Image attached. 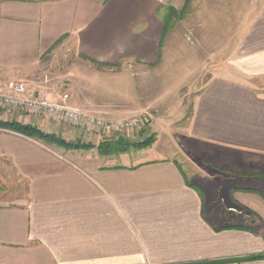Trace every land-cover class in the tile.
Segmentation results:
<instances>
[{"label":"crops","instance_id":"1","mask_svg":"<svg viewBox=\"0 0 264 264\" xmlns=\"http://www.w3.org/2000/svg\"><path fill=\"white\" fill-rule=\"evenodd\" d=\"M190 1L0 0V82L7 88L22 81L46 97V63L56 52L67 53L88 63L84 70L74 67L86 79L76 80V103L85 111L108 119L144 113L155 137L167 133L184 160L264 172V92L249 80L264 74V51L234 52L233 63L213 55V62L195 70L201 62L192 50L187 71L203 70L206 77L180 103L176 121L162 112L160 99L145 106L132 102L134 82L160 67L170 14ZM215 1L226 9L225 0H212L210 7ZM251 4L252 32L264 25V0ZM227 5L241 9L242 0ZM39 83L45 92L33 87ZM5 117L1 121H9ZM10 120L67 141L85 138L66 125L46 130L45 120L38 125L31 115ZM92 139L85 140L90 147L63 154L35 136L0 131V264H264V232L239 222L214 224L217 213L235 214L211 206L214 198L185 175L173 153H100L99 139ZM169 143L165 147L176 151ZM241 177L235 182L245 181ZM243 187H229L233 199L241 203L248 195L264 218V200Z\"/></svg>","mask_w":264,"mask_h":264},{"label":"rangeland","instance_id":"2","mask_svg":"<svg viewBox=\"0 0 264 264\" xmlns=\"http://www.w3.org/2000/svg\"><path fill=\"white\" fill-rule=\"evenodd\" d=\"M230 1L225 0L223 3L226 9H220L218 8L220 1H215L212 4L213 6L210 7L212 0H191L189 3L184 4L183 9L177 10L175 14H170L167 35L165 36L161 52L160 67L149 74L147 73L145 76H140V84H138L139 81L138 83L137 81L136 83L134 82L133 85L136 86L137 91L135 92L136 98L135 101H132L133 103L137 105L143 103L142 105L145 106L148 105L145 101L160 99L163 102L162 112L166 113L168 110L172 115L171 119L176 121L182 109L180 103L188 102L206 77V73L203 70L198 73L187 71L188 68H193V65L190 67V59L192 58L189 56L192 50H195L196 54L198 53L200 56L199 61L201 62L200 66H195V70L203 69V63H207L205 65L206 67L210 64V60L213 62V55H220L221 60L233 63L232 54L234 52L240 56H247L250 54L249 51L251 48L254 49L255 53L264 51V25L259 27L255 26L252 32L250 30L251 19L256 12V9L251 4V0H242L241 9L226 6V2L229 3ZM66 54L56 52L53 58L46 63V70L44 72L46 77H43V82L45 81L44 83H46V92L43 91V85L40 83V85L33 84V87L41 92H45L46 97L54 101H59L61 99L60 96L63 95L62 93L67 92V95L69 94V98H71V101L68 100L69 103L78 104L76 103V99L80 93L76 87V80L80 81L84 77L80 75L77 77L75 75L77 73L74 72V67L78 66L79 69L84 70V66L88 65V63L80 58L76 59L74 56ZM224 55H226V58L223 57ZM182 70L183 72H179ZM83 80L85 81L86 79L84 78ZM249 80L264 92V74L251 75ZM58 97H60L59 100L56 99ZM124 104L126 103L124 102ZM150 110L153 115L158 113V109ZM138 115L133 114L132 117L126 118L116 117L117 119L114 120L136 118ZM5 118V120L10 121L11 117ZM102 118L104 120L108 119L105 117ZM45 122L46 130L50 129L52 125H54V129L62 128L61 124H57L49 118H46ZM150 123V120L145 121L138 130L115 131L114 133L109 132L107 134L94 131L89 133L84 129L78 130L77 128L76 130L82 133L83 138L85 137L84 139L76 137L68 139L67 141L59 136L58 138L66 142L65 144L44 141L55 150L62 151L63 154H68L66 152L69 149H80V147H74L77 144H85L87 145L86 147H90L91 141H87L88 143L86 144L85 140L91 139L93 141L92 137L94 136L99 139L98 145L102 150L116 154L130 153L132 154V158H156L157 156L173 153V157L180 162V166L185 175L191 181L200 185L206 194L214 198L213 202L210 203L211 206H222L228 214H235L230 217H219L217 215L220 214L217 213L215 214L216 217L213 218L214 224L224 225L239 222L241 225L238 226L243 229H248L252 232H264V218L253 209L254 207L251 206L248 195L242 196L243 201L239 203L233 199L234 196L231 189H229L231 185L240 184L244 186L241 188L244 193L253 192L251 188L245 187H256L264 191V172L254 174L235 173L210 164L202 168V165H198L190 158L184 160L183 156L185 157V155L180 152L176 142L166 136L167 133L160 135L157 139L155 133L151 131L152 126ZM38 124L41 125V123ZM54 136L57 137L56 135ZM37 138L40 139L39 137ZM168 140L170 142L169 144L176 151H171L165 147L166 141L168 142ZM144 142L147 144L141 147L138 146ZM105 144L108 145L105 146ZM213 173L217 174L218 177L212 179L210 176ZM250 175L254 177L258 175L259 178L249 180L251 179ZM236 176H242L245 181L235 182ZM224 177L227 178L225 179ZM262 191H256L253 196H258L261 200H264V193Z\"/></svg>","mask_w":264,"mask_h":264},{"label":"built area","instance_id":"3","mask_svg":"<svg viewBox=\"0 0 264 264\" xmlns=\"http://www.w3.org/2000/svg\"><path fill=\"white\" fill-rule=\"evenodd\" d=\"M23 114L33 116L36 123H41L49 118L63 126L101 134L138 130L148 117L146 114H140L131 119L104 120L102 117L85 111L77 104L69 103L67 94H63L59 101H52L38 95L25 82L18 81L10 84L7 88H4L0 82V116L12 117ZM0 131L11 130L0 126Z\"/></svg>","mask_w":264,"mask_h":264},{"label":"trees","instance_id":"4","mask_svg":"<svg viewBox=\"0 0 264 264\" xmlns=\"http://www.w3.org/2000/svg\"><path fill=\"white\" fill-rule=\"evenodd\" d=\"M173 13L174 10L172 11ZM0 126L3 127V128H7L9 130H13V131H17V132H20L22 134H25V135H29V136H35V137H39L40 139H43L45 141H50L52 143H59V144H65L66 142H64L61 138H58V137H55L54 135L52 134H45L43 132H41L39 129L31 126V125H26V124H21V123H17V122H9V121H1L0 119ZM147 143H140L138 146L141 147V146H144L146 145ZM108 145V144H107ZM105 144V146H107ZM87 145H74V147H86ZM137 146V147H138ZM99 152L100 153H107L106 150H102V148L99 146ZM253 191H257L255 189H251ZM254 257H258V256H253V257H250V258H254Z\"/></svg>","mask_w":264,"mask_h":264}]
</instances>
